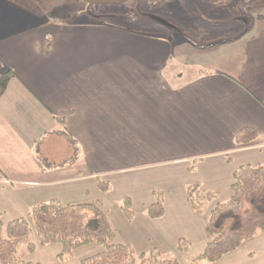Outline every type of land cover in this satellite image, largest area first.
I'll use <instances>...</instances> for the list:
<instances>
[{
    "label": "crops",
    "instance_id": "1",
    "mask_svg": "<svg viewBox=\"0 0 264 264\" xmlns=\"http://www.w3.org/2000/svg\"><path fill=\"white\" fill-rule=\"evenodd\" d=\"M250 29L197 48L114 20L55 22L25 0H0V72L13 71L0 95V218L114 193L123 211L132 201L127 232L144 235L123 244L202 255L210 213L232 198L234 173L264 165V24ZM244 129L256 140L237 144ZM65 143L72 152L58 158ZM196 183L217 194L202 215L188 198ZM157 191L164 216L151 219ZM180 240L190 250L179 251ZM214 264H264V232Z\"/></svg>",
    "mask_w": 264,
    "mask_h": 264
},
{
    "label": "trees",
    "instance_id": "2",
    "mask_svg": "<svg viewBox=\"0 0 264 264\" xmlns=\"http://www.w3.org/2000/svg\"><path fill=\"white\" fill-rule=\"evenodd\" d=\"M244 23L245 20L239 24ZM214 26L215 30H218L222 24ZM250 31L249 27L239 34L231 32L229 35H223V32L215 34L209 30L204 32L203 36L199 35V38L208 41L188 39L186 36L184 38L192 41L197 48H209L238 40ZM211 37L214 38L211 40ZM12 75V70L0 72V95L5 91L7 81ZM57 120L65 125L64 119ZM62 134L74 147L77 155L79 152L77 142L67 132ZM256 137L254 130L244 129L236 136L235 141L240 145H248L254 142ZM99 187L103 192L110 190L109 185L102 182L99 183ZM232 191L233 196L228 202L216 205L211 211L208 222L211 241L203 254L194 259L192 264L217 263L224 256L236 252L258 233L264 232V165L244 166L238 169L234 173ZM154 198L155 203L149 208L148 215L151 219H159L164 216V194L160 191L154 192ZM188 198L193 210L202 215L217 199V194L201 190V185L196 183L188 188ZM131 208L132 201L125 198L124 212L128 217L132 215ZM30 223H33L41 245H61V257L69 256L75 250L90 245L103 247L100 254L83 260L81 264H179L174 260L160 259L157 250L137 254L129 244L113 243L115 233L104 221L98 205H68L59 201L36 205L27 218H19L7 224L0 218V264H37L20 260L15 242L30 235ZM189 249L188 241H179V251L187 252Z\"/></svg>",
    "mask_w": 264,
    "mask_h": 264
},
{
    "label": "rangeland",
    "instance_id": "3",
    "mask_svg": "<svg viewBox=\"0 0 264 264\" xmlns=\"http://www.w3.org/2000/svg\"><path fill=\"white\" fill-rule=\"evenodd\" d=\"M25 1L31 8L49 17L51 21L81 23L95 18L100 21L102 19L109 20V22L114 20L115 23L134 30L153 33L155 36L163 35L172 39L186 36L188 39L200 41L203 39L199 37L209 30L215 34H222L221 32H223V35H229L231 32L239 34L244 29L264 24V19L258 18L259 15H264V0H136L103 5H89L82 0ZM139 13H142V15ZM106 15L111 18H106ZM243 20L247 24L240 25V21ZM218 23H221L222 26L215 30L214 24ZM236 25H240L241 28ZM233 26L236 27L233 28ZM212 36L214 35L212 34ZM214 37H211V40ZM66 144L63 146L62 155L57 156L58 158L67 154L70 155L72 152L71 145ZM52 152H54L53 149ZM116 194L118 195V192ZM88 202L99 206L104 221L111 226L115 233L116 237L113 243L123 244L128 239L131 240L132 237L138 240L139 235L144 236L140 230L136 232L138 233L136 235H130L127 232L128 229L123 219L126 220L128 216L120 209L116 197L114 198V193L110 197L102 192L98 193V197L96 193H92V197ZM15 209L16 206L10 207V210ZM29 213L24 214L22 217L27 218ZM2 221L7 224L13 220H10L9 217H2ZM99 221L102 224L101 219ZM30 226L31 233L27 238L15 240L18 258L22 261L37 264H81L83 260L103 251V247L90 245L75 250L69 256L61 257V245H41L33 223H30ZM161 251L160 259L174 260L179 262V264H192L193 257L197 258L199 255L195 249L189 254L173 253V251L168 249H161ZM136 253L139 254L138 252Z\"/></svg>",
    "mask_w": 264,
    "mask_h": 264
},
{
    "label": "water",
    "instance_id": "4",
    "mask_svg": "<svg viewBox=\"0 0 264 264\" xmlns=\"http://www.w3.org/2000/svg\"><path fill=\"white\" fill-rule=\"evenodd\" d=\"M89 5L118 4L136 0H82Z\"/></svg>",
    "mask_w": 264,
    "mask_h": 264
}]
</instances>
